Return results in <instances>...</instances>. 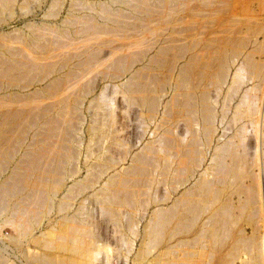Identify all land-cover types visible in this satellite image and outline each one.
<instances>
[{
    "label": "rangeland",
    "instance_id": "1",
    "mask_svg": "<svg viewBox=\"0 0 264 264\" xmlns=\"http://www.w3.org/2000/svg\"><path fill=\"white\" fill-rule=\"evenodd\" d=\"M257 1L259 0H13L9 11L5 9L0 12V53L3 51L0 61L7 63L4 64L5 67L15 57L18 59L22 56L23 51L43 56L49 49H56L57 56L42 62L57 63L53 66L54 69H59V64L64 63L61 72L55 74L61 77H65L62 74L67 73L66 71L78 73L66 80L62 78L61 83L65 82L62 88L72 95L71 100L73 97L80 98L79 106H71L67 112L73 118L72 124L75 123L76 127L81 125L77 127L79 130L75 131L71 142L76 155L69 174H73L77 167L81 171L67 180V189L60 192L59 197L63 196L68 201L64 213L72 215L71 220L72 217L74 220L71 223L76 220V226L79 225L82 231L89 230L90 233L79 234V239L73 244L74 252L68 250L66 254L80 260L86 258L88 253L94 254L95 258L89 264H139L143 258L145 263L176 259L179 255L177 235L157 243L148 242L143 235L151 212L162 206L167 207L162 210H171L172 207H169L172 200L185 189L184 185L181 186V179L186 174L173 171V166L165 169L164 160L174 162L173 155L179 143L188 141L197 129L198 135L202 134L203 129L199 128L204 122L200 121L203 119L199 104L202 101L199 99L202 98L201 92L207 90V99L217 113L215 122L218 135L229 129V120L240 96L248 91L254 97L262 94L258 77L252 76L250 69L243 64L248 60L264 64V25L260 24L264 17H260L262 15ZM90 24H93L92 28ZM85 49L95 53V59L91 61L92 65L82 68L78 63L79 60L86 62L88 52ZM63 58L68 60L64 61ZM215 61L224 62L222 68L226 70V79L218 83L205 75L206 65L211 66ZM119 62L132 63L131 69L122 75ZM240 64L244 65V70L237 67ZM216 65H212V70L222 71ZM43 66L40 69L33 68L30 71L32 73L34 70L33 75L29 73L30 77L24 76L13 90L25 97L34 91L42 92L40 87L49 84L54 78V75L47 74L49 71L44 73L47 69ZM182 67L188 68L189 77L184 88L179 89L175 75L182 71ZM37 74L43 76L42 79ZM46 75L49 76L44 78ZM38 77L40 83L37 81ZM4 81L1 82L3 88H7L9 83ZM83 88H87L88 93H83ZM40 95L36 96L42 105L57 99ZM185 102L191 106L190 111L183 106ZM227 109V115L221 122L223 112L220 111ZM75 120L80 123L77 124ZM62 129L56 130V133L59 132L55 135V140L57 135V141L63 136ZM197 132L195 131L196 135ZM32 136L31 130L29 138ZM21 153L18 152V157ZM8 171L4 175H8ZM177 180L180 181L177 183ZM113 193L114 196L111 197ZM105 200L108 201L110 213L103 208ZM167 204H170L169 207ZM9 213L8 210L0 212L2 264H35V257L44 253V249L31 238H41L43 232L57 227L55 218L58 215L49 213L47 217L51 216L53 221L45 220L40 227L33 225L22 236L24 239L13 241L11 237L21 235L16 233L12 222L5 220ZM248 230L250 231L249 228ZM196 248L199 250L201 247L197 244L195 250ZM167 252H170L169 255Z\"/></svg>",
    "mask_w": 264,
    "mask_h": 264
},
{
    "label": "bare ground",
    "instance_id": "2",
    "mask_svg": "<svg viewBox=\"0 0 264 264\" xmlns=\"http://www.w3.org/2000/svg\"><path fill=\"white\" fill-rule=\"evenodd\" d=\"M257 2H259V6H257L259 8L258 10L262 15L260 17L263 18L264 0H259ZM12 3L13 0H0V12L5 9L8 10ZM69 9H71V7ZM260 24L263 26L264 21L261 20ZM91 25L93 24H90V27ZM11 47L13 48V46ZM49 50L45 53L43 52L44 55L41 54L43 56L34 55L33 53L31 54L29 51H27V53L23 51L21 54L22 56H19L18 59L15 57L14 61H11L9 65H7L8 67H5V63L0 61V212H2V210L10 211L11 214L9 213L5 220L10 223L12 222L16 228L15 230H17L16 233L18 232L21 235H12L13 237L11 238L13 241H20L21 238H23L22 236L27 234L31 227L33 228V225L37 224L40 227L45 220H48V222L53 221L54 219L52 220L51 216H48L49 218L47 217L49 213L58 215V217L55 218L57 227H51V229H48L47 232H43V234L41 233V238L35 239V236L34 238H31L37 242V244H41V247L44 249V253L35 257V264H89L92 258H95L94 254L90 255L88 253L86 258L84 257L85 260H83L84 258L81 260L76 259L74 258L75 256L73 257L70 256L71 254H66L68 250L74 252L73 244L77 239H79V234H83L84 232L85 234H89L90 232L89 230L82 231L80 228L81 226H76V220L73 222L74 224L71 223L72 220H74L73 217L71 220L70 216L72 215L64 213V210L67 209L66 205L68 201L63 196L59 197V193L65 190V188L67 189V180L72 176L75 177L81 171V169L77 167L74 172L72 171L73 174H69L70 166L74 164H72V162H74L73 158L76 155V149L72 146L71 142L75 131L79 130L77 127H80L81 125L76 127L75 123L72 124L73 118L69 116L67 112L68 108L79 104L80 98L77 96L78 98L73 97L71 100L70 96L72 95L68 93V90L62 88L64 81L61 83L63 80L62 78L66 80V78H72L78 73L75 74L74 71H66L67 73L62 74L63 76L65 75V77L55 75L57 72H61L60 69L62 68L61 66H64V63L61 65L58 60V64L60 65L58 67L60 68L54 69L53 66H56L57 63L53 64V62H42L48 61L49 59L57 56L55 53L56 49H53L52 51L50 50L51 52ZM85 50L87 52L89 51V49ZM11 51H13V49ZM1 52L3 53V51ZM97 52L98 51H96V53ZM137 53L138 52H136V54ZM72 54H74V52ZM94 55L95 53H92V51L88 52L85 59L86 62H81V60H79L80 62H77L78 66H89L92 63L91 61H94L95 59ZM73 56H75V54ZM83 57L85 58V55ZM196 59H198V57ZM67 60L68 59H64V61ZM248 61L242 63L245 67L250 69L249 71H251L252 76L258 77L262 94L258 96H256V94L254 97V95L252 96L249 94L250 91H248L240 96L234 106L233 113L231 114L232 118L229 120L231 125L228 124L230 126L227 131H231L228 133L226 130H223L226 127L225 125L222 129L225 133L218 135V127L215 122L217 117V113H215L214 110L215 108L213 107V104L208 101L209 99H207V90H202L203 92L199 91L202 93L200 94L202 95V98H199L202 101L199 104L201 105L200 110L203 115V119H200V121L204 120L202 127H199L203 129L202 134L198 135V127H195L197 129L195 130L197 135L195 131H192L193 133L189 140L184 141L183 138V141L176 147V152H174L173 155L175 158L174 162H169V159L164 160L165 164H163L165 169L173 166V171L180 173L183 172L186 174L185 176L181 175L183 178L179 176V178H182L181 186L184 185L185 189L179 194L177 193L176 198L172 200L171 205L169 204L170 207L167 204L169 208L172 207L171 210H162L167 207L165 208L161 205L162 207H159L151 212L143 235L150 243H157L162 239H167L172 235H177L178 243L176 246L179 249L177 251L179 252V255L176 256L175 260H169L167 257L168 259H165L164 262L156 261L145 263L143 258L142 262H139V264H264V64H262V62ZM110 63L111 62H109V64ZM214 63L217 64L216 67H221V72H217L219 69L216 71L212 70V65H214ZM214 63L208 67L206 65L205 75H207L210 80H215V83H218L221 80L223 81V79H226L224 77L226 70L222 68V64L224 62L215 61ZM119 64H121L120 70H122L121 74L123 75L131 69L130 64L132 63L119 62ZM243 64H240L241 66L238 65L237 67H241L242 69ZM43 65H45V69H47L44 73L49 71L47 74L54 75V78H52L49 84H46L47 86L44 85L40 87L42 88V92L37 91L38 94L35 91L32 93L28 92L29 96L25 97L19 94L16 90H13L15 85H17V82L20 83V79L29 75L33 68L40 69ZM216 67L214 68L216 69ZM42 68H44V66ZM182 68V71L177 72V76L175 75L176 86H178L179 89L187 83V77H189L187 76L188 68ZM86 69H88V67ZM238 69H236V71ZM117 70L119 69L117 68ZM82 71H84V69ZM32 73L31 75H33ZM134 75L135 74H132V76ZM48 76L49 75H46L44 78H47ZM42 77L43 76L40 78L42 79ZM40 78L37 80L38 82ZM3 80H5L4 82L9 83L7 88H3L1 83ZM32 80H34V78ZM29 81H31V79ZM133 88H135V86H133ZM83 90V93H88L87 88H83ZM40 94L44 97L47 95L50 99H57L53 100L51 103H43L42 105V102L37 99V96ZM147 103L149 104L150 101L148 100ZM183 106L190 111L191 106H189L188 103ZM195 106H192V108H195ZM223 108L226 109L225 107ZM228 109L226 111H220L223 112L222 117L219 115L222 119H220L221 122H223V118L226 117ZM199 116L202 117L201 115ZM74 122H76V120ZM80 122L82 121L80 120ZM59 128H63L62 130H64V132L61 130V134H63V136L59 133L62 137L57 141L59 136L57 135V139L55 140V135L59 132L58 131L56 133V130ZM31 130L33 131V136L29 138ZM75 138L77 139L78 137ZM81 142L82 141H80V143ZM200 145H202V147H200ZM23 148L25 149L23 150ZM19 151L22 153L21 156L18 157V155H20L18 154ZM6 169L9 170L8 175H4L7 171ZM133 170L135 169L133 168ZM179 181L177 180V183ZM176 187H178V184ZM111 191L113 192V190ZM113 196L114 193L111 197ZM161 201L164 200L161 199ZM103 202V208H105V211H108V201L105 200ZM105 211L103 212L105 213ZM247 225L249 227H247ZM31 231H33V229ZM197 244L201 247L199 250L196 248L198 251L195 250V246H197ZM86 253L84 252V254ZM169 253L170 252H167L168 255ZM1 254L0 256H2ZM2 263L3 261L0 258V264Z\"/></svg>",
    "mask_w": 264,
    "mask_h": 264
}]
</instances>
